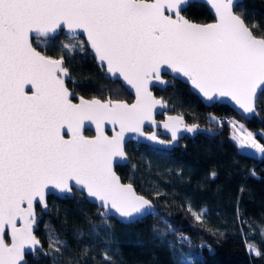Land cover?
<instances>
[{"label":"snow or ice","instance_id":"snow-or-ice-1","mask_svg":"<svg viewBox=\"0 0 264 264\" xmlns=\"http://www.w3.org/2000/svg\"><path fill=\"white\" fill-rule=\"evenodd\" d=\"M192 2L0 0V264H26L25 256L41 248L34 234V205L38 202L47 209L48 194H71L74 188L85 191L105 209L99 216L107 229L113 210L128 224L156 214L149 199L131 183L121 182L113 171V158L125 157V132L144 135L141 126L160 103L149 91V82L165 84L162 72L186 77L208 100L230 98L245 115L257 112L256 103L264 95V32L258 36L259 26L250 27L243 14L234 11L241 0H208L216 20L206 24L182 15ZM60 31L73 41L62 43L69 52L77 46L84 51L79 36H86L106 75L135 89V103L110 97H80L79 103H73L63 56L50 57L32 43L33 35L49 37ZM86 121L96 125L93 138L82 132ZM105 123L119 125L120 131L109 138L104 135ZM237 133L242 138L233 139H239L241 146L264 154V145L243 125ZM172 135L175 139V130ZM187 210L204 222L205 209L196 211L189 205ZM92 231L99 235L97 229ZM66 246L50 233V251L45 254H59ZM247 248L252 255L262 254L252 244ZM173 255V264L186 259L182 253ZM103 259L114 264L107 252ZM53 260L59 264L58 256Z\"/></svg>","mask_w":264,"mask_h":264},{"label":"trees","instance_id":"trees-1","mask_svg":"<svg viewBox=\"0 0 264 264\" xmlns=\"http://www.w3.org/2000/svg\"><path fill=\"white\" fill-rule=\"evenodd\" d=\"M234 11L242 13L250 27L253 23L259 26L258 36L264 32V0H242ZM182 14L198 23L213 20L208 8L197 2ZM79 40L84 51L78 46L71 52L63 50L62 43H73L63 34L33 39L32 43L51 57L63 56L70 74L66 84L72 91L86 98L131 101L130 93L120 82L105 76L84 40ZM172 81L165 88L153 87L154 94L187 123L216 133L185 137L171 150L126 144L129 162L117 166L116 172L152 201L158 215L132 224L109 216L111 228L107 229L96 213L98 208L81 192L74 191L73 196L63 199L49 196L47 213L36 206L39 218L34 232L44 253L26 255L27 264H54L53 256L59 257V264H105V252L114 264H173L174 251L186 257L183 264H264V154L241 151L230 135L234 129L217 123L218 116L229 115L242 120L250 131L264 132V95L256 103L257 113L245 120L226 105L205 106L188 85ZM210 114L215 115V121ZM189 205L196 211L206 210L203 223L188 212ZM160 218L172 226L171 230ZM50 233L66 242L59 254H45L50 251ZM248 244L262 254H250Z\"/></svg>","mask_w":264,"mask_h":264},{"label":"water","instance_id":"water-1","mask_svg":"<svg viewBox=\"0 0 264 264\" xmlns=\"http://www.w3.org/2000/svg\"><path fill=\"white\" fill-rule=\"evenodd\" d=\"M149 2H151V0H149ZM194 2L202 3V4H204L208 8L211 16L213 17V20L211 22H208V23H214L215 20H216L215 12L211 8V5L208 3V0H193L192 3H194ZM185 18L188 19L187 17H185ZM189 21L190 22H193V23H196V24H206V23H198V22L191 21V20H189ZM59 34H63L64 36H66L67 38H69L68 35H67V33L65 31H60L57 34H55V36H49V37H37L36 35H33L32 36V40L33 39H42V40H44V39H53V38H55ZM79 37H81L84 40L86 46L89 49V52L93 55V57L95 59V62L99 65L94 51L87 45L86 36H84L83 34H81ZM36 49L38 51L42 52L43 54H46L43 51L39 50L38 48H36ZM53 58H55V57H53ZM104 74H105L106 77H108L109 79H111L113 81V78H111L110 76L106 75L105 71H104ZM170 78L175 79V80H178V81H181L182 83L188 85L190 87V90L192 91V93H194L201 100V102L205 106H208L209 107V106H211L213 104L226 105L227 107H229L230 109H232L236 114L240 115L245 120H250L257 113L256 112L255 114L245 115L242 112V110L239 109L238 106L230 98H220V99H215V100H208V99H206L203 96V94H201L199 92L198 89H196V88H194L192 86V84L190 83V81L187 80L186 77H182L180 75L173 74L171 72V70H166L165 72H162V74H161V79L166 82L165 84H161L160 82H157L155 80L149 82V91L152 93L153 98L155 100H157V101H160V103L156 104L152 108L151 118L148 119V120H146L143 123V125L141 126L144 135L141 136L139 133H134V132H125L124 133V143H123V147H124L125 157H114L113 158V171L116 173V175L118 177H120V176L116 172V166H124V165L128 164V162H129L128 155H127L126 150H125L126 144L128 142H134V143H137V144H145V145H148V146H154V147H158V148L165 149V150H171L174 147H178L180 140H182L185 137H187V138H194L199 133H205V134H210V135H213V134L216 133L211 128H208V127H205V126H200V125H198L196 123H187L185 121V119L182 117L181 114H179L177 112H170L169 111L170 110L169 105L164 101V99L161 98L160 96H157V95L154 94L152 88L153 87L165 88L166 86L171 85L173 83V81ZM68 79H69V77L66 78V82H67ZM115 81L120 82V84L132 96V100L131 101H127V100H121V101H124V102H126L128 104L135 103V101H136L135 89L131 88L130 85H127L122 80H115ZM66 86H67V84H66ZM27 87H30V86H27ZM69 90L73 94V103H79V98L80 97H83V96L80 95V94H78V93H76V92H74V91H72L70 88H69ZM83 98L85 100H92L94 98L100 99V100H105V99H101V98H97V97H92V98L83 97ZM113 100H118V99H113ZM159 115H161L162 118H157ZM166 124L169 127H165ZM193 125L198 126L197 129L195 131H193V132H188L187 131V128L190 127V126H193ZM86 130H90L91 131V134L90 135L85 134V131ZM173 130L176 131V137H175V139H173V135H172ZM119 131H120L119 125H113V124H110V123H105L104 124V135L108 136L109 138L115 136ZM82 132H83V134L86 137H89V138L95 137L97 135L96 125L95 124H92L91 122L86 121L85 122V126L82 129ZM153 135L156 137V139H154V140L149 139V136H153ZM163 137H165V138H163ZM120 180H121V182L123 184H129V182L122 181L121 177H120ZM133 188L136 191V189H135L134 186H133ZM74 191H77V190L74 188L73 189V192L71 194H63V195L62 194H59V193L48 194L46 196V203H47V199H48L49 196H54L56 198L63 199L65 197H71V196H73L74 195ZM79 192H81L84 195V198L88 202L94 204L102 212L105 211V209H103L102 207H100L99 202L95 201L94 198L89 197L85 191H79ZM138 194L139 195H142L140 193H138ZM36 206L42 211V213H47L48 212V204H47V209H44L38 202L35 203L34 208H35V212H36V218L38 220V213H37V210H36ZM153 206L155 208V213L157 214L158 213V209L155 207L154 204H153ZM156 214H153V215H156ZM110 216L113 217L116 221H118L120 223H125V222H121V220L118 217V215L114 214V210H113V214L110 215ZM19 223L20 222L18 221L17 222V226H19ZM34 230H35V228H34ZM34 234H35V232H34ZM5 240H6V243H10L11 242L10 235H7L6 234L5 235ZM40 249H38L37 251H39ZM29 254H31V253H29ZM25 261H26V256H25ZM26 264H27V261H26Z\"/></svg>","mask_w":264,"mask_h":264},{"label":"rangeland","instance_id":"rangeland-1","mask_svg":"<svg viewBox=\"0 0 264 264\" xmlns=\"http://www.w3.org/2000/svg\"><path fill=\"white\" fill-rule=\"evenodd\" d=\"M169 108H170L169 111H171V110H172V107L169 106ZM213 117L216 118L215 115H213V114H210V115H209V118H210L211 120H213V119H212ZM236 120L238 121L237 123H238L239 126H240V125H243V126H244V129L246 130V132H251V133L254 134V139H255L259 144L264 145V132H262V131H257V132L250 131V130L246 127L245 123H244L242 120H238V119H236ZM230 135H231L232 139H233V136H234V135H240V137L242 138V134H238V133H237V130L232 131ZM258 136H259V137H258ZM233 140L236 141V143L238 144V146H239V148H240L241 151H243V152H247V153H254V154L262 155V154L259 153L256 149H253V148H251V147H249V146H247V145H245V146H241V145H240V142H239V139H233ZM100 212H102V211H101L100 209H98V211H97L96 213L99 215ZM38 218H39V215H38ZM99 218L103 221V219H102L100 216H99ZM38 252H40V253H44V251H43L42 248H41L39 251H36V253H38ZM36 253H35V254H32V255L36 256Z\"/></svg>","mask_w":264,"mask_h":264},{"label":"built area","instance_id":"built-area-1","mask_svg":"<svg viewBox=\"0 0 264 264\" xmlns=\"http://www.w3.org/2000/svg\"><path fill=\"white\" fill-rule=\"evenodd\" d=\"M233 122H235V124H236L235 128L232 126ZM217 123H219V124H228L234 130H237L239 128V125H238L237 121L234 120V118H232L229 115H220V116H218L217 117Z\"/></svg>","mask_w":264,"mask_h":264},{"label":"flooded vegetation","instance_id":"flooded-vegetation-1","mask_svg":"<svg viewBox=\"0 0 264 264\" xmlns=\"http://www.w3.org/2000/svg\"><path fill=\"white\" fill-rule=\"evenodd\" d=\"M162 118V117H161ZM87 135H90V134H87ZM163 138H165V137H163ZM117 167V166H116Z\"/></svg>","mask_w":264,"mask_h":264}]
</instances>
